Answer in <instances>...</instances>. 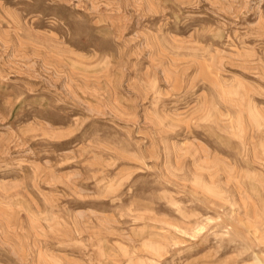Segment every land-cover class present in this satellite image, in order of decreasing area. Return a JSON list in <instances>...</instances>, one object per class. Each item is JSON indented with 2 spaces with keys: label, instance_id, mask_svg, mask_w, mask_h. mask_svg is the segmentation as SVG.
I'll list each match as a JSON object with an SVG mask.
<instances>
[{
  "label": "rangeland",
  "instance_id": "374dc122",
  "mask_svg": "<svg viewBox=\"0 0 264 264\" xmlns=\"http://www.w3.org/2000/svg\"><path fill=\"white\" fill-rule=\"evenodd\" d=\"M0 264H264V0H0Z\"/></svg>",
  "mask_w": 264,
  "mask_h": 264
}]
</instances>
